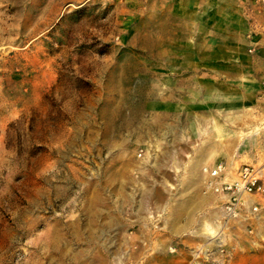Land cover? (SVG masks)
Masks as SVG:
<instances>
[{"label":"rangeland","instance_id":"374dc122","mask_svg":"<svg viewBox=\"0 0 264 264\" xmlns=\"http://www.w3.org/2000/svg\"><path fill=\"white\" fill-rule=\"evenodd\" d=\"M263 79L264 0H0V264H264L202 174Z\"/></svg>","mask_w":264,"mask_h":264},{"label":"built area","instance_id":"2783aa9c","mask_svg":"<svg viewBox=\"0 0 264 264\" xmlns=\"http://www.w3.org/2000/svg\"><path fill=\"white\" fill-rule=\"evenodd\" d=\"M222 163L202 166L205 185L220 197L222 209L236 216L238 211H258L257 199H264V175L252 165L238 168L234 176L227 179Z\"/></svg>","mask_w":264,"mask_h":264},{"label":"crops","instance_id":"0c3cea01","mask_svg":"<svg viewBox=\"0 0 264 264\" xmlns=\"http://www.w3.org/2000/svg\"><path fill=\"white\" fill-rule=\"evenodd\" d=\"M199 68L200 67H198V71H200ZM190 69L191 68L189 66H186V67L183 66L181 69V72H189ZM212 70L214 72L219 71L216 68L210 69L209 71H212ZM236 100L237 101H233V102H236V103H250L251 102L252 105L257 104V101L261 102L262 107H261L260 114H261L262 123H263L260 129L261 131H254L251 135L252 136L251 139H247L243 142L232 144L230 149L225 150V151L219 148L218 143L214 142L215 153L211 155V157L208 156L204 163H208L209 165L210 164L215 165L217 163H225L227 166L230 165L232 167H236V166L239 167V166H242L243 164L252 165V166H261L263 169L262 172L264 175V79L261 82L260 96L256 98H252V100L250 101L243 102V101H239V99H236ZM216 101H217L216 99L213 102L211 101L202 102L201 101V103L204 104L203 108L201 107V110L205 111L206 105L213 104L214 110L216 111V109H218L217 107H215V105L217 104ZM249 143L253 145L249 147L248 149H244L245 144L250 145ZM212 200L213 202L214 201L216 202L220 200V197L216 194H213Z\"/></svg>","mask_w":264,"mask_h":264},{"label":"bare ground","instance_id":"6f19581e","mask_svg":"<svg viewBox=\"0 0 264 264\" xmlns=\"http://www.w3.org/2000/svg\"><path fill=\"white\" fill-rule=\"evenodd\" d=\"M58 239H59V238H58ZM60 241H61V240H60ZM57 242H58V241H57ZM57 244H58V243H57ZM64 255H67L66 252H63V256H64Z\"/></svg>","mask_w":264,"mask_h":264}]
</instances>
